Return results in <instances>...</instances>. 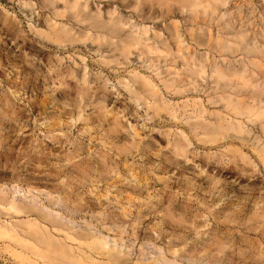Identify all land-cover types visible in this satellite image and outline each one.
<instances>
[{
	"label": "rangeland",
	"instance_id": "obj_1",
	"mask_svg": "<svg viewBox=\"0 0 264 264\" xmlns=\"http://www.w3.org/2000/svg\"><path fill=\"white\" fill-rule=\"evenodd\" d=\"M208 2L214 10L200 9L193 23L184 12L162 24L192 29L181 54L159 59L133 51L122 64L113 52L118 38L92 48L89 40L78 46L94 82L69 78L61 85L50 83L49 57H64L63 68L79 59L77 50L60 52L30 30L49 15L44 0H0V198L61 221L73 240L65 231L52 233L74 248L80 264L110 263L82 245L94 240L118 252L121 264H264V167L242 172L226 156L227 141H199L205 130L195 129V116L202 108L204 126L225 113L223 84L205 78L189 88L181 59L207 76L215 65L222 71L250 65L264 83V0ZM102 54L119 60L102 65ZM132 70L158 84L177 110L174 122L166 113L154 116L144 96L135 100L120 83ZM158 71L164 78L179 72L182 91H166ZM175 139L188 144L185 156H177ZM37 217L0 213L2 222ZM15 243L0 239V264H27Z\"/></svg>",
	"mask_w": 264,
	"mask_h": 264
},
{
	"label": "bare ground",
	"instance_id": "obj_2",
	"mask_svg": "<svg viewBox=\"0 0 264 264\" xmlns=\"http://www.w3.org/2000/svg\"><path fill=\"white\" fill-rule=\"evenodd\" d=\"M212 1L222 2V0ZM44 2L49 15L43 24L40 23L42 21L40 18L32 22L30 17L29 21L32 22L30 30L43 42L60 52L77 50L75 57L79 59V62L74 60L73 66L63 68L64 57H49L47 72L55 74L50 78V81H53L50 83L55 84L54 81L58 80L61 85H64L69 78H75L78 83L83 82L84 84L94 82L89 78L90 72L85 63L86 59L80 56L81 49L78 46L80 44L86 46L87 41L91 40L89 46L92 48L99 40L118 38L120 42L113 52H118L119 56L123 57L122 64L128 63L133 51L148 58L160 59L163 56H175L182 53L183 37L191 33L192 29L177 26L172 29L162 24L166 23L167 19H174L184 12L189 14L190 20L187 22L193 23L200 9L203 10L200 14H207V7L214 10V6L208 0H95V10H90V0H44ZM101 4L103 8H100ZM4 10L9 16V12ZM74 22L80 24V29ZM41 24L42 27H40ZM181 59L183 66L187 67L189 72H187L188 81H186L189 88H195L198 80H205V78L215 80L217 84H223L222 100L225 113L217 112L215 122L206 123L204 126L202 108L195 116L199 124L195 129L202 127L205 130V138L199 137V141L211 143L227 141L226 156L231 162L237 161L242 172L247 170V166L252 167L253 170L258 166L264 167V83L260 82L261 78L257 77L250 65L227 71H222L215 65L211 76H207L204 67H193L188 60ZM117 60H119L118 56L111 57L102 54L98 61L102 65L110 66ZM80 65H82L81 69ZM251 65L257 67L254 62ZM164 73L158 71L156 77L163 83L166 91L174 93L182 91L179 85L180 73L169 71L166 72L165 78ZM123 82L135 100H139L140 96L145 97L148 111H151L154 116L166 113L173 122L176 120L177 110L151 78L132 70L129 72L128 79L120 81L121 84ZM236 82L237 85L234 84ZM131 83L133 86L130 85ZM228 87L233 88V91H230ZM79 94L80 101L77 102V106L81 109L86 94L84 90H81ZM196 106L199 107L200 104L197 103ZM191 119H188L187 123H190ZM186 141L188 142V139ZM172 145L177 151V156L186 155L188 144L175 139ZM262 211L264 214V208ZM1 212H15L19 215L36 213L38 216L35 220L29 221L2 222L0 220V239L18 242L15 245L21 250L17 257L22 262L33 264L37 262L36 259L44 261V264L84 262L77 256L72 246L53 235V230L65 231L68 238L73 240L69 236L70 229L50 214L44 213L36 206H25L16 202L8 203L6 199L0 198ZM42 221L50 223L52 228L42 224L44 223ZM80 237L83 238L81 235ZM82 245H86L97 254L107 255L110 260L108 264H121L117 258L118 252L106 249L102 242L94 240L92 243H82ZM14 255L17 254L14 252ZM83 257L84 260H94L92 257L84 255Z\"/></svg>",
	"mask_w": 264,
	"mask_h": 264
},
{
	"label": "clouds",
	"instance_id": "obj_3",
	"mask_svg": "<svg viewBox=\"0 0 264 264\" xmlns=\"http://www.w3.org/2000/svg\"><path fill=\"white\" fill-rule=\"evenodd\" d=\"M262 256H264V252H262Z\"/></svg>",
	"mask_w": 264,
	"mask_h": 264
}]
</instances>
